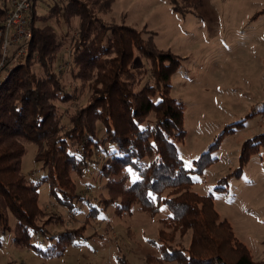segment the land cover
<instances>
[{"label":"trees","instance_id":"trees-1","mask_svg":"<svg viewBox=\"0 0 264 264\" xmlns=\"http://www.w3.org/2000/svg\"><path fill=\"white\" fill-rule=\"evenodd\" d=\"M170 1L175 11L192 13V9H185L189 4H180L182 0ZM42 3L43 0H36L32 7V38L27 43L12 48L9 57L3 59L0 42L2 234H12L13 245L43 258H62L83 235L86 225L51 233L47 227L64 226L65 218L45 216L40 211V191L48 185L56 203L75 217L76 202L87 205L90 213L86 224L98 219L101 210L79 194L72 173L90 174L92 165L98 164L95 155L102 153L111 157V163L100 172L108 179L103 209L118 203L117 211L122 213L140 202L142 209L154 217L164 205L170 215L163 224L172 229L171 233L181 237L192 233L187 251L164 243L158 245L164 261L264 264L254 261L231 227L219 221L212 195L189 190L194 185L192 175H202L216 161L213 154L221 137L243 129L258 115L264 116V105L258 113L228 125L224 134L195 161L194 169L187 170L178 148L187 136L185 106L171 96L172 78L183 59L158 49L154 33L144 39V29L106 23L101 14L110 12L115 0H53L43 13L39 11ZM8 5L9 0H0L2 19ZM74 22L77 36L72 38ZM70 38L71 73L82 86L88 85L92 95L85 106L61 111L58 104L72 105L77 98L55 72L62 49L71 45ZM19 50L25 51L22 59H17ZM136 53L150 62L149 70L131 68ZM35 66L42 68L43 75L35 72ZM28 145L37 148L34 160L40 180L23 172ZM261 147L264 133L247 140L241 151L242 163L248 162ZM126 170L137 174L131 185L127 182L128 173L117 179ZM242 172L239 168L233 176ZM164 235L162 232V239Z\"/></svg>","mask_w":264,"mask_h":264},{"label":"rangeland","instance_id":"rangeland-1","mask_svg":"<svg viewBox=\"0 0 264 264\" xmlns=\"http://www.w3.org/2000/svg\"><path fill=\"white\" fill-rule=\"evenodd\" d=\"M43 2L39 8L42 13L53 0ZM179 2L189 4L185 9H192V13L183 15L175 11L170 0H115L111 11L101 17L110 25L144 29V39L154 33L158 49L171 51L183 59L172 78L171 96L185 106L187 136L178 148L185 168L192 170L195 161L224 134L228 125L263 109L264 0ZM75 28L76 22L71 29L72 38L77 36ZM72 38L71 45L60 53L55 72L77 98L72 105L58 104L61 111L85 106L92 95L88 85L82 86L71 73ZM134 58L132 69L149 70L150 62L140 54L136 53ZM34 70L43 75L41 67L35 66ZM263 133L264 116L258 115L243 129L223 135L213 154L216 161L202 175H192L194 185L189 189L198 195H212L219 221L231 227L254 261H264V147L244 163L241 151L247 140ZM28 149L23 172L40 180L34 160L37 148L28 145ZM94 160L98 164L92 165L90 174H72L79 194L101 210L99 218L86 224L90 209L79 201L76 217L71 215L56 203L46 185L40 191V211L45 216L65 218L64 226H48V230L57 233L86 225L85 232L62 258H43L30 249L16 247L11 243L12 234H2L0 230V264H182L164 261L158 245L164 243L172 249L187 251L192 233L184 237L171 233L172 229L163 224V219L170 215L164 205L154 217L142 209L140 202L122 213L117 211L118 203L103 209L102 200L108 197V179L100 172L111 163V157L97 153ZM239 168L243 171L241 175L233 176ZM127 173V182L131 185L137 179L133 171L126 170L117 179ZM225 178L228 180L223 181ZM11 224L16 225L13 218ZM162 232L166 234L164 239ZM35 238L41 241L38 236Z\"/></svg>","mask_w":264,"mask_h":264},{"label":"built area","instance_id":"built-area-1","mask_svg":"<svg viewBox=\"0 0 264 264\" xmlns=\"http://www.w3.org/2000/svg\"><path fill=\"white\" fill-rule=\"evenodd\" d=\"M35 1L9 0L5 18L0 17V42L2 43L3 59L9 57L12 48H17L32 38L31 11ZM24 53V50H19L17 59H22Z\"/></svg>","mask_w":264,"mask_h":264}]
</instances>
